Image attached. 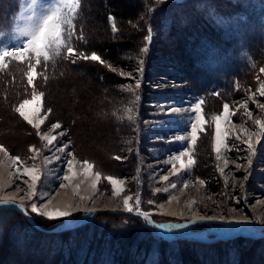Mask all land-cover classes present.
<instances>
[{"label":"rangeland","instance_id":"rangeland-1","mask_svg":"<svg viewBox=\"0 0 264 264\" xmlns=\"http://www.w3.org/2000/svg\"><path fill=\"white\" fill-rule=\"evenodd\" d=\"M144 1L148 2L147 5L143 4L147 8L145 13H150V16L143 17L144 21L140 24L133 21L136 17H131L129 23L127 20H118L122 31L127 30L134 37L138 36V39L122 47L119 58L110 61L93 48L89 33L80 32V26H76L78 0H74L77 4L75 11L64 7L69 0H55V4L60 5L73 22L71 29L65 25L64 39L74 45L77 52L88 56L95 52L103 63L83 59L76 61L104 66L115 79L109 84L105 80V84H98L86 75L88 70L83 67L84 63L75 67L68 60V70L52 76L45 90L47 92L29 90L13 102L12 109L0 108V147L4 148V151H0V200L13 198L16 205H24L27 215L17 207H8L14 208L37 226H52L50 230L54 231L75 227L90 220L95 213H100L97 216L99 223L110 222L107 227L112 231L130 230L134 226L136 240L145 238L151 247L145 257L146 264H160L161 261V264H264V150L251 157L253 163L249 166L250 152L244 142L251 137L254 148L258 146V140L264 143V133L255 123L256 120L264 121V109L259 107L264 105V96H260L257 91L264 83V72L261 71L264 68V0H213L214 3L217 1L215 7L197 10L193 5V8L186 9L192 14L190 20L212 15L214 30L220 27L226 29L224 37L228 45L222 42L208 47L205 52L208 54H205L201 49H204L208 38L202 36L198 43L199 49L195 48L196 53L198 51L195 61L194 58L188 61L180 45L179 35L170 33L168 22L156 16L153 4L149 6L151 2L158 6L159 0ZM177 1L183 4L185 0H165L163 4ZM195 1L185 2L191 5ZM6 2L9 4V0ZM14 2L9 27L3 31L6 24L0 25V47L27 39L19 37L13 40V36L27 26V17L32 15V11L27 3L22 5L20 0ZM132 2L128 0L131 5ZM41 5L45 8L53 6V0H39L35 9L37 13ZM0 8L5 9V6L2 4ZM90 10L96 9L90 6ZM110 16L112 19H109ZM107 20L111 33H114L113 28L115 31L118 29L114 15L108 14ZM148 21L155 24L154 40L147 42L149 44L145 42L141 30L144 22ZM179 23L182 27L186 25L181 21ZM201 23L199 21L198 24ZM69 32L74 34L69 36ZM104 38L103 35L97 36V45ZM118 40L117 37L110 39L112 42ZM145 48L149 51L145 52ZM53 58L58 60L55 56ZM141 61L146 63L142 66ZM26 63L10 61L9 65L24 66ZM237 69L236 78L232 80L230 77L231 82L227 87H232L230 92L239 90L241 95L237 99L218 102L215 98H205V94L199 92L210 77L222 81V75ZM122 72L130 75L122 77ZM140 79L141 87L136 88V80ZM36 83L39 88L43 85L41 78ZM220 86H213L214 91H219ZM33 91L38 95L36 100H33ZM40 93L43 95L40 96ZM52 95L53 99L50 97ZM24 100L29 103L24 105L23 110L33 124H29L15 111ZM201 102L204 130L198 133L196 144L188 149L191 123L195 120L193 108ZM225 103L229 105L231 115L228 121H220V131L221 135L226 134L227 147L222 150L221 159L217 161L212 148L215 134L213 117L222 115ZM243 104L247 105L251 117L242 107ZM170 109L176 111L171 112ZM37 123L39 128L34 127ZM56 123L61 127L53 129L52 125ZM62 132L63 136L60 135ZM45 135L56 138L52 145H48L47 139H41ZM181 136L185 139L180 140ZM65 145L64 152L58 151ZM30 147L38 151H30ZM184 150H189L195 161L190 169H181L180 163L174 159ZM12 157L19 159L14 161ZM69 159H73L72 179L65 181L63 176L67 173ZM182 159L186 163L188 157ZM83 161L93 164L87 175ZM225 161L228 167L223 173L218 172V167H224ZM238 164L239 168L236 167ZM26 168L34 169L31 174L38 177L36 194L31 200L28 198L31 191L28 185L32 180L31 174L24 175ZM96 173L100 174L101 179L97 187L93 188ZM108 176L122 181L118 187L123 188V191L118 196L112 195V185L106 179ZM164 176L169 179L163 180ZM200 180L204 184L199 183ZM62 184L64 187H61ZM157 189L160 191L157 192ZM125 197H130L133 206L139 198L141 211L150 213L154 224L182 223L186 227L160 230L148 224L143 217L140 221L128 218L124 215L127 214L123 206ZM32 203H36L41 212L68 210L72 215L49 220L31 213ZM91 209L95 211L89 212ZM5 212L8 211L1 210L0 216H4ZM200 217L215 219H198ZM193 220L196 223H192ZM228 221H244L243 224L253 231L225 233L230 224ZM146 224L151 231L149 237L144 234ZM188 235L200 238L191 239L199 242L236 239L240 243L232 241V246L224 250L228 253L227 262V257L216 251L219 246L217 243L199 248L188 243L159 242V237L190 240L185 237ZM246 238H253V241L244 240ZM259 239L262 241L258 242ZM28 240V244H31L32 241ZM18 241L20 238L12 240L15 243ZM41 251L39 249L36 254Z\"/></svg>","mask_w":264,"mask_h":264},{"label":"trees","instance_id":"trees-1","mask_svg":"<svg viewBox=\"0 0 264 264\" xmlns=\"http://www.w3.org/2000/svg\"><path fill=\"white\" fill-rule=\"evenodd\" d=\"M185 1L183 4L178 1L173 3L167 2L166 4L159 2L158 6L151 2L149 6H152L153 4L156 8V16H159L160 20L168 22L170 33H177L179 35L181 40L180 45L182 46L184 53L187 55L188 61H191L198 53V51L196 53L195 48L199 49L198 43L202 36H204L203 38H208L207 44L203 47L204 49H201L204 53L208 50V47L220 45L222 42L226 44L227 41L224 37L226 29L220 27L215 31L211 24L213 18L212 15H210L209 18L195 17V21L190 20V15L192 16V14L190 11L186 10L189 7L193 8V5L197 10L203 7H215L217 1L214 3L213 0H196L191 5L190 3L187 5ZM78 2L79 8L76 17V26H80V32H85L87 35L89 33L90 41L94 46L93 48L97 50V53L98 51L100 52V54L98 53L100 56H104L105 59H109L110 61L119 58V51L122 50V47L138 39V36L134 37L131 33L127 32V30L122 31L118 24V20H127L129 23L132 19L131 17H136L133 21H137L140 24L141 21H144L143 17H147V15L148 17L150 16V13H145L147 8L146 6L143 7V4L146 3L147 5L148 2L144 0H133V5L128 3V0H78ZM2 4L5 6V9L0 8V25L6 24V27L4 26L3 28L4 31L9 27V21L14 12L15 2L14 0H9V4H7L6 0H4L3 3L0 1V5ZM90 6L96 10H90ZM108 14L114 15L115 20L117 21L118 29L114 33H111V29L108 25ZM179 21L186 25L183 27L180 26L181 24ZM199 21L202 23L198 24ZM200 25L203 27L200 28ZM149 28L153 30V38L151 40H146V43H150V41L154 40L155 24H153L152 21L144 22L141 28L144 32V38L147 36ZM102 35L105 36L106 39H102L101 42H99V45H97V36L102 37ZM114 37H117L119 40L113 41V43L110 39ZM55 58L58 60L52 58L47 63V66L41 62L37 67L34 87L29 85L26 79L28 63L24 66L12 64V66L17 69H14L11 65L7 68L0 69V108L4 110L12 109L14 106L13 102L29 90L34 89L47 92L45 90L50 83L49 81L52 80V76L61 75L60 72H65L70 66V61L68 62V59H65L64 56ZM196 59L197 58H194L193 61ZM201 59L202 57L200 60ZM193 61L190 62L189 67L192 66ZM81 63H84V61L79 60L72 64H75V67H77L81 65ZM84 64L83 67L88 70L86 75L91 79L93 78L95 82H100L101 84L107 82V84H109L114 81L115 78L113 74L107 72V70L103 68L104 66H91L86 63ZM111 64L113 65L114 63ZM237 71L238 69L222 75V81L210 77L204 88L200 89L199 92H203L205 98H215L218 102H227L232 99H237L241 95L239 90L235 92L233 89L230 92L232 87L227 88L228 83L231 82L230 77L234 80L238 73ZM40 78L43 87L41 86L39 88V85L36 82L37 80H40ZM211 83L212 86H210ZM216 85L222 86H220L219 91L215 92L213 86ZM206 87L211 88L206 89ZM211 89L213 91H211ZM50 97L53 99V95ZM1 126L2 125H0V127ZM1 210H6L8 212H5L6 214H4V216H0V220L3 217L0 223V264H146L144 263L145 257L149 254L151 248L148 245V240H144L145 238H142L143 241L142 239H138V241L136 240L137 232L135 231L134 226L131 227L130 230L116 232V230L112 231L107 227V225L110 226V222L99 223L97 221V216L100 213L93 214L90 220L76 225L75 227H67L51 231L50 228H53L52 226H34L33 223L25 218L23 214V216L20 215V212V214H18L12 207L1 206L0 211ZM124 215L131 219L135 218L139 221L143 220L140 216L131 213H124ZM144 232L145 235L147 234L148 237L150 236L151 231L147 224L144 225ZM15 238H20V241H18V243L12 242ZM105 238H108V240ZM159 238V242L161 243H188L193 244L195 247L198 246L199 248L202 246H213L217 243L219 246H217L216 251H219L220 255H225L227 257V259H225L227 262L229 261L228 253L224 250L229 249L232 246V241L240 243L236 239H225L207 243L182 238L174 240L165 237ZM28 239L32 241L31 244H28ZM252 239L253 238H246L244 240L252 242ZM260 241H262V239H259L258 242ZM39 249H42L43 251H41L40 254H36ZM132 253L134 256H132ZM186 258L188 259V257Z\"/></svg>","mask_w":264,"mask_h":264},{"label":"snow or ice","instance_id":"snow-or-ice-1","mask_svg":"<svg viewBox=\"0 0 264 264\" xmlns=\"http://www.w3.org/2000/svg\"><path fill=\"white\" fill-rule=\"evenodd\" d=\"M160 3H164L165 0H159ZM20 3L23 5L27 3L28 8L32 11V15H29L27 17L29 23L27 26L19 30V32L13 36V40H18L19 37H27L26 40L20 41L18 44L14 45H4L0 47V69L9 67L10 61H16L19 63H24L27 61L28 63V69L26 73L27 82L29 85L34 87V80L36 79V76L34 73L36 72L37 67L40 65L41 62L47 66V63L55 56V57H61L64 56V52L66 49L67 55L64 56L65 59L71 60L73 63L76 62L78 59L83 60H91V61H99L103 63L101 60V57L93 52L90 56L85 55L83 52H77L74 46L69 44L65 39V25H67L68 29H71L73 26L72 20L67 16V14L62 10V7L58 4H55V0H53V6H50L48 8H45L43 5H41V10L39 13L35 11L37 3H39V0H20ZM64 7L69 8L72 11H75L77 4L74 2V0H69L68 3L64 5ZM109 19H112L110 16ZM113 31L115 32V28H113ZM153 30L151 28L148 29V35L145 37L146 40H151L153 38L152 36ZM74 33H67V35L71 36ZM145 52H148L149 49L145 48ZM33 59H35V63H33ZM146 63V61H141V65L143 66ZM115 71V69H113ZM262 72H264V68L261 69ZM141 77L143 76V68H141ZM129 73H121L122 77L129 76ZM142 84V79L136 80L135 87L140 88ZM260 96H264V83H261L260 87L257 89ZM40 96L43 95V93L39 94ZM38 99V95L35 91H33V100ZM251 99V97H250ZM28 100H24L19 107L15 109V111L19 114L20 117H22L25 121H27L29 124H33V121L29 119L28 115L24 112V105L28 104ZM242 107L245 108V111L247 112L248 116L251 117V112L248 111L247 105L243 104ZM261 109H264V105H259ZM51 111V110H49ZM169 111L175 112V109H170ZM193 112L195 113V120L191 123V131H190V142L187 145L188 149H191L197 141L198 133L204 130V117L201 114L202 113V102L196 103ZM231 113L229 112V105L225 103L223 105V113L222 115H217L213 117V120L215 121V134L213 137V152L216 154V160L219 161L221 159V152L223 149H225L226 146V134L221 135L220 131V121L223 119L224 121H228L230 118ZM255 123L259 126L260 132L264 133V121L262 120H256ZM34 127L39 128L40 125L37 123L34 125ZM61 125L59 123L53 124L52 128L57 129L60 128ZM39 135V133H37ZM61 136L64 135V133H60ZM255 135H259V133H256ZM41 139H47L48 145H52L53 141L56 139L55 137L50 136H41ZM180 140H184L185 137L181 136L179 137ZM239 139V137H238ZM249 149L250 156H249V166L252 165V156H255L258 154V152L264 150V143H262L260 140L257 141V147L254 148L251 137H249L248 140L244 141ZM66 145L58 151L64 152L66 149ZM30 151H38L34 147H30ZM0 151H4L3 147H0ZM69 156H72L71 152L67 153ZM187 156V162L182 159L183 157ZM14 161L18 160V157H12ZM59 159V158H58ZM74 159V158H73ZM73 159H69L67 161V173L63 176V180L70 181L72 179V173H73ZM116 159H121V157H116ZM174 159L180 163L181 169H190L195 161L191 157V152L189 150H184L179 153V155L175 156ZM83 167L84 172L87 175L93 168V164L89 163L88 161H83ZM175 167V165H173ZM228 167L227 161H225L224 167H218V172L223 173L224 169ZM237 168L240 167V165H236ZM35 170H24V175H30ZM179 171V170H176ZM175 174V173H174ZM101 179L100 174H95V180L92 183V187L96 188L98 181ZM108 182L112 185V195L118 196L122 191L123 188L118 187L119 184L122 183V181H119L117 179H114L111 176L106 177ZM163 180L167 181L169 179L168 176L162 177ZM245 179L247 180L248 177L246 176ZM31 180L32 183L28 185L29 189L31 191L28 194L29 200L35 196L36 192V185L38 177L34 174H31ZM199 183L204 184L203 180H200ZM61 187H64L62 184ZM172 187H175V185H172ZM157 192L160 191V189L156 190ZM83 199V198H82ZM151 203V201H150ZM0 205L4 206H14L24 211V213L27 215V210L24 209L23 204L16 205L13 198H9L6 200H0ZM123 206L124 211L127 213H135L137 216L143 217L145 221H147L148 224L153 225L155 228L164 230V229H182L185 228L186 225L182 223H176V224H154L153 220L150 218V213L141 211L140 209V203L139 198H137V201L135 203V206L130 204V197H125L123 200ZM43 207V205H41ZM89 212H94V209L88 210ZM31 213H36L41 216H45L49 220L53 219H63L67 218L72 215V213L68 210H58L56 212H50V211H43L41 212L38 208L36 203L31 204ZM198 219H215V217H200ZM229 223H243L244 221H228ZM192 223H196V220H193Z\"/></svg>","mask_w":264,"mask_h":264},{"label":"bare ground","instance_id":"bare-ground-1","mask_svg":"<svg viewBox=\"0 0 264 264\" xmlns=\"http://www.w3.org/2000/svg\"><path fill=\"white\" fill-rule=\"evenodd\" d=\"M211 7V6H210ZM179 115V114H178ZM99 122V121H98ZM106 122V121H105ZM112 122V120H111ZM107 124V123H106ZM264 160V158H263ZM228 230L227 232L225 233H236V232H252V228L251 227H248L246 226L245 224L243 223H230L228 226H227Z\"/></svg>","mask_w":264,"mask_h":264},{"label":"water","instance_id":"water-1","mask_svg":"<svg viewBox=\"0 0 264 264\" xmlns=\"http://www.w3.org/2000/svg\"><path fill=\"white\" fill-rule=\"evenodd\" d=\"M33 225H34V226H37L35 223H33ZM51 231H54V230H51ZM181 237H183V236H181ZM185 237L190 238V239H195V240L200 239V238H198V237H194V236H192V235H188V236H185Z\"/></svg>","mask_w":264,"mask_h":264}]
</instances>
